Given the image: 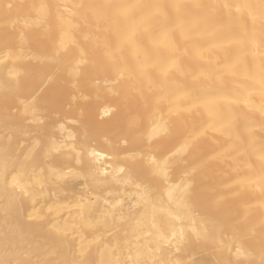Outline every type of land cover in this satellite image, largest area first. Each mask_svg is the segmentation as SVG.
Instances as JSON below:
<instances>
[{
  "label": "bare ground",
  "instance_id": "1",
  "mask_svg": "<svg viewBox=\"0 0 264 264\" xmlns=\"http://www.w3.org/2000/svg\"><path fill=\"white\" fill-rule=\"evenodd\" d=\"M0 264H264V0H0Z\"/></svg>",
  "mask_w": 264,
  "mask_h": 264
}]
</instances>
